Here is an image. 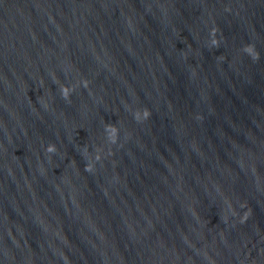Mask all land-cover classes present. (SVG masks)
Segmentation results:
<instances>
[{
    "label": "water",
    "instance_id": "1",
    "mask_svg": "<svg viewBox=\"0 0 264 264\" xmlns=\"http://www.w3.org/2000/svg\"><path fill=\"white\" fill-rule=\"evenodd\" d=\"M0 264H264V0H0Z\"/></svg>",
    "mask_w": 264,
    "mask_h": 264
},
{
    "label": "clouds",
    "instance_id": "2",
    "mask_svg": "<svg viewBox=\"0 0 264 264\" xmlns=\"http://www.w3.org/2000/svg\"><path fill=\"white\" fill-rule=\"evenodd\" d=\"M219 32V29H212L210 33V45L212 47L218 48L220 45V40L217 39V33ZM243 51L254 61L260 60V53L256 50V47L254 45H246L243 49ZM83 87L88 88L90 86L89 81L84 80L81 82ZM77 86H62L61 87V93L62 97L65 100L70 101L72 94L75 92ZM152 116V113L148 109H144L143 111H137L135 113V119L137 121H143L148 120ZM107 139L111 144H115L118 142L119 139V129L114 125H107L105 128ZM45 151L51 156L57 153L58 148L55 144H49ZM103 149L97 148V155L95 157L96 161H99L103 159L102 156ZM86 171L92 172L94 171V164H89L86 166ZM248 216L244 217V220H247Z\"/></svg>",
    "mask_w": 264,
    "mask_h": 264
}]
</instances>
